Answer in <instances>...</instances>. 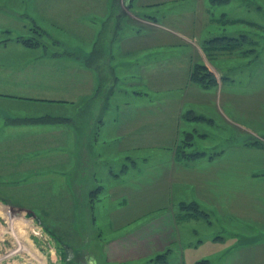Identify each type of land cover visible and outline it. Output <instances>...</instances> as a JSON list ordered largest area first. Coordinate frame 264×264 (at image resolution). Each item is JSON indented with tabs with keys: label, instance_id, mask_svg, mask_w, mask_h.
Returning a JSON list of instances; mask_svg holds the SVG:
<instances>
[{
	"label": "rangeland",
	"instance_id": "rangeland-1",
	"mask_svg": "<svg viewBox=\"0 0 264 264\" xmlns=\"http://www.w3.org/2000/svg\"><path fill=\"white\" fill-rule=\"evenodd\" d=\"M115 2L122 5L115 18L123 23L122 34L139 37L140 54L153 53L139 60L140 69L150 65L142 74L153 78L156 90L170 88L174 93L165 95L170 100L179 92L184 99L183 92L191 89L199 91L197 100L187 99L188 107L178 115L172 147L156 141L154 148L124 149L118 154L100 146L96 156L91 147L94 135L83 120L79 154H72L65 134L63 139L51 138L56 127L63 135L69 116L66 104L0 96V264H188L196 258L201 259L194 264L203 260L223 264L225 255L218 254L224 248L211 251L210 240L225 238L229 244L233 234L241 236V245L264 240V210L259 211L264 207V0ZM8 24L11 31L9 35L0 31V46H8L10 37L24 48L42 45L46 52L28 56L35 66L44 57L65 52L81 56L86 46L81 37L50 26L44 27L49 36L29 22L26 27L14 21ZM224 37L239 39L241 45L219 49L213 40L225 41ZM96 47L97 52L110 51L105 43ZM6 60L0 58V64ZM16 63L25 68L19 59ZM88 63L100 67V90L94 93L91 108L87 104L82 109L89 118L139 90L133 84L138 80L134 64L122 61L123 69L116 70L121 75H115L119 81L115 97H110L116 84L111 70L97 61ZM197 65L213 77L212 84L204 87L191 81ZM183 75L190 88L174 84ZM51 88L35 85L30 96L51 100L56 94ZM59 98L65 99V94ZM163 127L162 121L154 132ZM168 150L173 162L185 169L169 168ZM226 165L230 167L223 171ZM216 186L234 197V216L226 213L225 204H215L220 193ZM192 204L203 215H191V206L182 209ZM242 215L251 221H236ZM151 224V236L143 238L147 247L152 235H161L158 230L166 225L173 242L145 255L142 245L137 246L141 250L134 259L114 262L138 242L128 230Z\"/></svg>",
	"mask_w": 264,
	"mask_h": 264
},
{
	"label": "crops",
	"instance_id": "crops-1",
	"mask_svg": "<svg viewBox=\"0 0 264 264\" xmlns=\"http://www.w3.org/2000/svg\"><path fill=\"white\" fill-rule=\"evenodd\" d=\"M115 1L0 0V31H4V34L9 35L11 31L8 21H14L23 27H26V22H29L32 24L31 26L39 27L48 35L49 33L44 30V27L50 26L57 29L60 33L65 32L67 36L81 37V41L86 44L83 47L81 56L78 55L77 57L75 56L76 53L65 52L53 57L48 56L47 59L46 57L42 58L41 64L38 66L33 65L29 61L28 56L36 51L46 52L42 45L35 50L28 49L21 45H16L17 43L13 41V37H10L11 40L5 43L8 46H0V58L7 59L3 65L0 64V96L66 104L69 116L65 118V129H62L65 133L62 132L63 135L60 136L61 129L56 127L51 129V138L56 140L63 139L65 134L67 141H69L68 146L71 145V149L74 150L72 152L73 155L79 154L77 151L80 147L78 141L84 139L80 136V120H83L86 130L92 131L94 135L93 140L95 142L91 143V147L94 148L93 153L96 156L100 155L98 152L100 146L110 147L111 151H115L118 154H122L123 152L121 151L124 149L125 151H136L139 148H154L156 147V141L158 143L164 141L166 143L165 147L170 148L174 145L177 137L176 124L178 115L185 107H188L187 99L191 103L197 100L199 94V91L191 89L190 93L183 92L181 96L184 99L180 98L179 92L177 96L170 100L165 97V95L174 93L170 92V88L155 89L153 78L150 80L149 75L142 74L150 65L142 66L141 69L139 67V60H147L150 56H153V53L147 51L140 54L139 37L133 35L132 32L130 35L122 34L123 23L120 19H115L116 10L117 8L121 10L122 5ZM114 12L115 14H113ZM44 24L45 26L42 27ZM112 27L113 29H111ZM62 28L68 30L64 31ZM144 41L148 43V39H144ZM99 42L110 45V51L104 50L101 52L98 50L97 52L96 45ZM134 44L135 46H133ZM129 54L132 57L131 60L127 58ZM39 56L41 55L34 56L33 59H37ZM79 57L85 59V62H82ZM17 59L23 62L25 68L16 63ZM122 59L128 61L131 65L134 64L138 80L133 84L137 85L139 90H134L132 96L128 99L112 103L109 106L110 108L104 110V112L99 110L97 112L98 116H90L89 118L82 109L87 104L91 108L94 93L100 90V67L97 68L96 65L89 64L88 61H97L101 66L108 67L111 70L116 84L111 90L113 94L110 97H115V86L119 83L115 75H121L116 70L123 69ZM133 60L135 61L134 63L132 62ZM179 67L185 68V66ZM186 82V75H183L179 83H173L178 85L185 83L184 86L186 87ZM35 85H52L51 92L56 94H51L50 97L54 96L56 100H54V97L51 100H46L41 95L30 96ZM5 86L7 87L4 88ZM186 88L190 87L187 86ZM150 92L160 93L154 94L152 97L149 94ZM64 94L65 99L59 100V97L63 98ZM160 96H162V99L158 101ZM192 96L195 98L193 99ZM188 105L192 106V104ZM156 108L160 109L159 113L155 111ZM101 109H104V106ZM106 113L107 117H105ZM162 121L166 128L163 127L155 133L154 131L161 126ZM86 130L84 131L86 132ZM101 133H103L102 138H98ZM168 154L170 158L169 168L172 166L173 168L185 169L183 166L173 162V153L170 150H168ZM229 167L230 165L224 166L223 171ZM215 188L218 189L219 187L216 186ZM219 192H227V196L224 193H221L222 195L218 193L219 196L215 204H225L226 213L228 215L234 213V216L236 209L234 197L230 198L228 196V189L225 191L219 188ZM197 199L202 201L200 198ZM262 210H264V207L259 208V211ZM159 216L162 215L159 213ZM232 218L235 219L234 217ZM237 218L236 221H240V223L251 221L250 216L242 215ZM144 224L146 223L141 225ZM152 224L145 226V228L139 227L136 231L128 230V233H131L130 236H135L138 239V244L135 241V243H131L132 252H124L128 256L123 253L124 257L121 258L119 255V258L114 257L113 261L122 262L123 259H134L135 252L139 253L141 250L140 247L137 248L140 245H142L144 250L142 255H145L151 250L162 248L173 242L171 233L167 230L168 226L166 225L163 229L158 230L163 231L161 235H152L155 237L150 240L151 243L147 247L148 245L143 238L146 235L151 236L148 233L152 229ZM240 238V235L233 234L229 244H226L225 238L210 240L208 243L209 248L211 251H219V246L224 248V252L218 254V256L225 255L223 264H264V240L259 239L252 243L251 240H247L244 241V245H241L239 242ZM203 243L204 241H201L198 246L203 245ZM138 253L137 257L142 256ZM198 259L201 258H196V260L190 261L188 264H194ZM221 262L219 260V264Z\"/></svg>",
	"mask_w": 264,
	"mask_h": 264
},
{
	"label": "trees",
	"instance_id": "trees-1",
	"mask_svg": "<svg viewBox=\"0 0 264 264\" xmlns=\"http://www.w3.org/2000/svg\"><path fill=\"white\" fill-rule=\"evenodd\" d=\"M224 38H225V41H222V39H219V38L213 40L216 47H217V44H219L220 46L219 49H233L237 47L238 45H241V41H239V39L226 38V37ZM208 44L210 47L212 46V44L210 43ZM191 81L195 84H199L200 86L202 85L204 87H207L209 84H212L214 82L213 77L207 73L204 67L199 66V65L193 67L191 71ZM181 156H183V158H189V155H185V156L181 155ZM188 206H191L193 208L194 212L191 213V215H199V216H201V214L203 215V213L197 209L196 204L182 205V209L186 210ZM193 206H196V207H193ZM196 264H208V262L203 260V261L197 262Z\"/></svg>",
	"mask_w": 264,
	"mask_h": 264
}]
</instances>
